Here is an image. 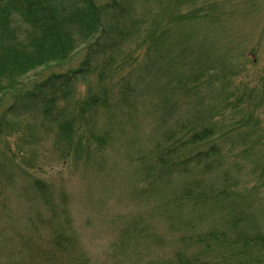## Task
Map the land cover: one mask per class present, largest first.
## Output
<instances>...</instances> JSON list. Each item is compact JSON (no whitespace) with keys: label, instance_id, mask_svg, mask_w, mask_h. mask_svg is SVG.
Masks as SVG:
<instances>
[{"label":"rangeland","instance_id":"374dc122","mask_svg":"<svg viewBox=\"0 0 264 264\" xmlns=\"http://www.w3.org/2000/svg\"><path fill=\"white\" fill-rule=\"evenodd\" d=\"M9 4L0 76L19 59V84L0 97V264H264V0H131L103 38L25 73L16 47L33 44L10 31ZM193 71L211 78L199 96L176 83ZM51 77L69 80L44 89L67 92L63 118L17 96ZM200 151H215L208 168L189 163Z\"/></svg>","mask_w":264,"mask_h":264},{"label":"trees","instance_id":"16d2710c","mask_svg":"<svg viewBox=\"0 0 264 264\" xmlns=\"http://www.w3.org/2000/svg\"><path fill=\"white\" fill-rule=\"evenodd\" d=\"M0 1L3 2L4 0H0ZM6 1L10 3L9 5L6 6L8 11L11 13V16L10 18H8V23H7V26L10 27V31L15 32L19 37L25 38L29 40L31 44H33L31 45L32 46L31 51L23 50L19 46L16 47V51H17L15 52L16 55H18L21 59L27 58L28 61L30 62V64L23 69L24 71L22 73H25L26 71L35 68L38 69L52 62L65 61V59H67L76 50L77 47L85 44V42L89 38H92L93 35H95L97 32H98L97 37L101 36V38H103V36L107 34L105 32V27H104V19L105 17H107V13L113 11L116 7L117 9L119 7V12H123L124 10H127V8H129L128 7L130 5L129 2H131V0H108L109 3L107 2L105 6H100L97 4L96 0H6ZM126 13L127 12L124 11L122 16H125L124 14ZM161 31L164 32V29H162ZM118 34H120V31H117V34L115 32V35L117 37H119ZM166 39H167V35L165 38L162 37V33L157 35L154 40L155 43H159V45H156V47H159L162 44L165 45ZM116 42L118 44V38ZM26 44L29 43L26 42ZM103 44H106L108 48L117 45L112 43L111 41L102 42V45ZM34 48L35 51H33ZM180 48H182L183 51L182 53L184 54L186 48L185 47H180ZM181 56L183 57V55ZM141 59L142 57L139 60ZM16 60L19 61V59ZM16 60L12 59V62L7 69H1V73L4 72V74L3 76H0V97L10 93L9 91L11 89H8V87H11L13 85L16 86L19 84L18 82H16L17 84L15 85V82L11 81L12 80L11 76L14 75V71L19 70L17 69V64L15 63ZM188 63H183V64L186 65ZM173 68L175 67L173 66ZM75 71H73L72 73H75ZM64 78L51 77L47 79L43 84H39L37 87H35V89L31 93H28L30 91H27L24 94H18L17 96H20V98L24 96L27 97L30 101L31 106H34L37 103L39 104V106H42V109L40 111H42L44 118H48L49 116L52 115H57L58 117L63 118L65 116L63 111L62 110L57 111L55 107L57 100H59L60 98L66 100L65 95L67 94V92L63 93L60 98L55 100L57 90H54L53 92L47 91V93H45L44 89L46 90L49 87H54L56 83H65L64 81L69 82V80L66 79L67 77ZM2 81H9L10 83L4 84L2 83ZM179 82L182 83L190 82L191 84H194L193 91L196 96H199L201 94V91L203 93V90L205 89L204 87L210 86L211 78L207 79V74H204V76L201 74L196 78V71H193V73L190 74L189 77L187 78L183 77L181 78V80L176 81V83ZM71 87L72 84H70V88ZM95 103L96 101L95 100L93 101L92 99V101H90L86 105L91 107ZM17 106H11L7 108L5 114H9V112L10 113L13 112V110ZM53 111L55 112V114L52 113ZM79 113L82 114L83 109L80 110ZM79 113L78 116H81L79 115ZM57 119L58 118H55L53 116V119L51 121L55 123L58 121ZM79 119L82 120L83 126L85 125L84 126L85 128H89L88 124L90 123V120L82 117ZM77 120L78 119L75 118V120L72 121L65 120V122L61 123L60 133L57 136L59 140H61L62 142L69 141V138L71 140L72 138L71 132L73 129H71V127H68V124H71L72 122L75 123L77 122ZM209 133L210 131L207 129V127L200 132H196V134L194 136H191V138L189 139L188 145L201 143L203 140H205V138H207V135ZM214 153L215 151L214 152L200 151L199 153L196 154L195 157L196 161L194 158H192L193 160H191L189 163H196L195 164L196 167L204 166L208 168L207 163L203 164V162H205V160L210 158L209 156L210 154H214ZM183 164L184 163L181 162L180 165H178L177 168H174L173 171L174 172L182 171L185 168ZM34 183L39 184L38 181H35ZM191 197H193V195L190 196V198ZM209 200L210 198L206 197L202 201L207 202ZM212 237L215 238V236L212 235V233H208L205 237L201 238V241H203L204 239L207 241V239H211ZM261 243H264V240H262ZM195 264H212V263H210L208 260L206 261L197 260Z\"/></svg>","mask_w":264,"mask_h":264}]
</instances>
